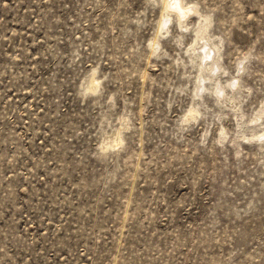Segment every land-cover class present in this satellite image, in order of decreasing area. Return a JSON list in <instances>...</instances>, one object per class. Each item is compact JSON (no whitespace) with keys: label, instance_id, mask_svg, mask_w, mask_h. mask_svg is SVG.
I'll return each mask as SVG.
<instances>
[{"label":"rangeland","instance_id":"rangeland-1","mask_svg":"<svg viewBox=\"0 0 264 264\" xmlns=\"http://www.w3.org/2000/svg\"><path fill=\"white\" fill-rule=\"evenodd\" d=\"M241 10L237 60L264 5ZM165 11L150 34L145 0H0V264H264V157L174 138L196 89L191 58L153 62Z\"/></svg>","mask_w":264,"mask_h":264},{"label":"clouds","instance_id":"clouds-1","mask_svg":"<svg viewBox=\"0 0 264 264\" xmlns=\"http://www.w3.org/2000/svg\"><path fill=\"white\" fill-rule=\"evenodd\" d=\"M145 3L148 11L153 13L150 34L156 29L155 21L159 19L160 12L166 9V34L160 38V48L153 56V62L162 58L170 64L168 57L177 59V53L186 65L190 58L193 60V64L187 67L191 77L186 99L193 103L192 89L195 88L193 107L197 115L187 121L182 119L188 107L185 104L172 129L174 138L182 143L192 131L200 128L204 133L196 140L200 148L212 146L213 141H216L217 151L250 145L264 157V108L261 107L264 79L256 78L255 82H250L254 77L252 68L264 64V16L256 18L259 27L250 34L248 46L240 49L242 52L250 50L248 58L237 60V45L233 37L249 23L246 12L241 10L246 7V0H145ZM256 4L258 7L264 5V0H256ZM226 8L230 9L227 13ZM198 21L201 29H207L204 43L217 46L219 50V55L203 66L201 81L196 79L201 71L199 55L192 57L190 53L185 56V50L196 36ZM203 46L198 42L197 48ZM143 51L145 57L149 55L146 44ZM184 71L180 69L181 74ZM102 78L103 72L98 70L97 79ZM181 82L189 83V80ZM221 125L227 129V140L217 138ZM240 137H247V141Z\"/></svg>","mask_w":264,"mask_h":264},{"label":"bare ground","instance_id":"bare-ground-1","mask_svg":"<svg viewBox=\"0 0 264 264\" xmlns=\"http://www.w3.org/2000/svg\"><path fill=\"white\" fill-rule=\"evenodd\" d=\"M93 86H94V84H93ZM95 86H96V85H95ZM95 86H94V87H95Z\"/></svg>","mask_w":264,"mask_h":264}]
</instances>
